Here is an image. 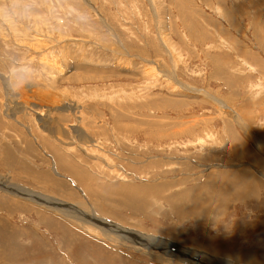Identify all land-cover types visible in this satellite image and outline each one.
Segmentation results:
<instances>
[{
    "label": "rangeland",
    "instance_id": "374dc122",
    "mask_svg": "<svg viewBox=\"0 0 264 264\" xmlns=\"http://www.w3.org/2000/svg\"><path fill=\"white\" fill-rule=\"evenodd\" d=\"M200 255L264 264V0H0V264Z\"/></svg>",
    "mask_w": 264,
    "mask_h": 264
},
{
    "label": "bare ground",
    "instance_id": "6f19581e",
    "mask_svg": "<svg viewBox=\"0 0 264 264\" xmlns=\"http://www.w3.org/2000/svg\"><path fill=\"white\" fill-rule=\"evenodd\" d=\"M60 100V99H59ZM55 106H56V104H55ZM43 108V107H42ZM43 111V110H42ZM41 111V112H42ZM82 135V134H81ZM211 180V179H210ZM214 180V179H213ZM2 187H4V190L5 191H7V190H9V191H13V190H10L9 188H8V186H6L5 184L4 185H2ZM139 192H141L140 190H139ZM219 195V194H218ZM187 196V195H186ZM187 200V199H186ZM196 202V201H195ZM69 211V210H68ZM98 218V217H97ZM98 224H99V226H100V224L102 223L101 221L100 222H98L97 221V219L95 220ZM104 221V220H103ZM7 223V222H6ZM93 223V222H92ZM96 224V223H95ZM97 226V225H96ZM104 229V228H103ZM105 231H107V230H105ZM3 234V233H2ZM39 235V234H38ZM37 235V236H38ZM4 236V235H3ZM2 237V236H1ZM40 237V236H39ZM107 237H109L108 235H107ZM5 238V237H4ZM64 238H66V237H64ZM37 240V239H36ZM150 241H152V240H150L149 239V242ZM140 242V241H139ZM138 242V243H139ZM148 242V243H149ZM154 243H157V245L158 244H161V242H157V241H153ZM153 242L152 243H150V244H153ZM63 243V242H62ZM141 243V242H140ZM46 246V245H45ZM150 247V246H149ZM155 247V246H154ZM40 248H41V246H40ZM80 248H81V246H80ZM170 248V247H169ZM159 249V248H158ZM41 250V249H40ZM173 251V250H172ZM181 251V250H180ZM189 252V251H188ZM176 253V252H175ZM38 254H39V252H38ZM68 254V253H67ZM87 254V253H86ZM174 254V253H173ZM182 254H184V253H182ZM169 255V254H168ZM171 255H172V253H171ZM189 255V254H188ZM183 256H185V254L183 255ZM190 256H191V254H190ZM82 257V256H81ZM177 257V256H176ZM181 257V256H180ZM185 257H187V256H185ZM212 257V256H211ZM174 258V257H173ZM188 258V257H187ZM190 258H192V259H194L195 260V258L198 260V262L199 263H201V264H210V260H211V262L213 263V264H215L214 262H213V260L210 258L209 260H201V255L199 256V258L198 257H190ZM204 258V257H203ZM243 258V256L241 257V259ZM244 259V258H243ZM255 259V258H254ZM5 260V259H4ZM171 260H173V259H171ZM193 261V260H192ZM83 263V262H82ZM59 264H61V263H59ZM81 264V263H80ZM171 264V263H170Z\"/></svg>",
    "mask_w": 264,
    "mask_h": 264
}]
</instances>
